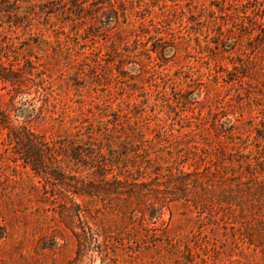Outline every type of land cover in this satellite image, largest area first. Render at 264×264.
<instances>
[{"label": "rangeland", "instance_id": "374dc122", "mask_svg": "<svg viewBox=\"0 0 264 264\" xmlns=\"http://www.w3.org/2000/svg\"><path fill=\"white\" fill-rule=\"evenodd\" d=\"M55 8L32 14L31 30L0 22V62L33 74L17 100L38 107L34 125L51 133L43 151L69 152L74 134L87 137L78 145L87 153L127 146L120 163L160 170L146 183L156 205L145 208L150 216L141 199L77 194L111 172L103 155L99 172L90 159L52 154L55 176L35 174L0 125V264H264V182L174 174L200 171L206 144L217 146L227 126L248 148L264 146V0H59ZM10 89L0 80L2 106Z\"/></svg>", "mask_w": 264, "mask_h": 264}, {"label": "trees", "instance_id": "16d2710c", "mask_svg": "<svg viewBox=\"0 0 264 264\" xmlns=\"http://www.w3.org/2000/svg\"><path fill=\"white\" fill-rule=\"evenodd\" d=\"M58 1L59 0H0V22L7 23L9 27H19L21 24H23L22 27L25 26L29 28L30 26L31 30L33 21L32 14L36 15L37 13H46L47 15H50V13H54V10L57 9L55 8V3H58ZM75 1L77 0H74V2ZM87 1L88 0H80L81 3ZM46 3H51L53 7H47L45 5ZM90 3L92 4V2ZM39 5H41L42 7L40 6L38 8V11L36 12L34 10V7ZM79 5H73L75 6V11L79 7ZM31 7L32 9H30ZM44 7H46V9ZM101 15L102 12H97L92 16L93 18H96L97 16L100 17ZM111 16H113V19L115 20L119 19L118 15L113 14ZM38 34L42 35L40 32H38ZM112 43L113 42L111 41L110 44ZM22 66L25 65H7L3 64V62H0V80L11 87V89L8 90V95L10 98L8 99L9 103H7V106H2L0 102V125L7 131V134L9 136L8 138L10 142L14 144V147H18L17 154L20 156L19 158H22L24 164L30 167V169L37 175L46 174L55 176L48 171V169L51 167L47 164L51 163L46 158L47 156H52V154L62 155L72 162L81 163L82 165H85L83 158H85V160L90 159L92 160V164H89V167L92 169L95 168V172H99L97 171L99 170V168L102 169L100 167V165L102 164L105 167H110L111 172L105 171L102 174L99 173L100 180H86L87 182L84 183L83 192H76L77 194H80V196L88 195L91 199H94L99 195L102 196L104 194L126 196L127 199L131 201L133 198L136 200L141 199L142 206L144 207L143 210H145L146 207L151 206L155 208L154 206L156 205V202H151V200L148 199L150 189L146 187V183L149 179H151L150 176L155 174L160 175V170L158 171L157 169V171L153 170L148 173L146 172L147 166L145 165L140 168V166H137L135 164L128 167V165L120 163V161L116 159H118V156H122L123 158L127 156V153L120 152L122 151V149H127V146L120 147L119 145H108V148L106 150L100 149L99 152L87 153L86 151H82L79 148L80 146H78L79 144L83 145V141L86 140L87 137L82 136V134H74L72 136V142L63 145L64 148H73L69 152L55 153L48 150L43 151L42 146H45L46 148L47 145L50 144L47 140H49V136L51 133H47L46 131L44 132L43 130H38L34 125V119H38L36 118L38 107L35 103H31V100L25 99H23L22 101H18V98L22 96L23 93H26L25 89H28L26 84L21 80L27 79L28 76H33L31 72H28L26 70H24V77L16 76V72L22 70ZM117 125L121 124H119L117 121L113 122L111 128H115ZM73 128L77 127L74 126ZM111 128L109 129V132H111ZM79 129L80 128H77L76 130ZM220 129L222 130V127ZM132 132L134 133V130ZM220 133L216 136L215 139L216 143H218L217 146L206 144L209 153L205 152L206 154H204L203 158L204 160H206V162L202 165L200 171L196 168L190 171L178 169L174 174L183 177L194 176L198 179H206V177H212L215 180L214 182L216 185L222 184L227 186L228 184H232L237 187H244V181L250 180V177L254 181V183L264 182V157H261L263 156L262 149H264V146L259 147L258 145H255V148H248L249 145L247 143H242L235 139L236 132L234 131V129H231L228 126L224 127L223 131H221ZM255 136L257 140L263 139L259 134H256ZM137 141H139V139L136 138L134 140L133 138L128 142H124H126L129 146L130 143L135 144V142ZM68 144L70 145L68 146ZM108 144H114L113 139L108 140ZM253 151L256 152L257 156H259L258 159L254 157H248V154H252ZM101 155H103V157H107V159L105 158L106 160H103L104 162L102 163L97 160L99 157H102ZM148 160H153V157L148 156ZM145 163L147 162L145 161ZM158 164L162 166V163ZM59 165L61 168V164ZM114 167H117V170H115ZM122 167H124V169H122ZM231 167H235L236 171L234 170L233 172ZM139 168L145 171L141 172L139 171ZM130 169H134V171L137 172V176L127 175L124 173H129ZM149 200L150 202H148ZM82 211L83 213L87 212L86 209H83ZM145 211L150 215L149 208H147ZM135 217L136 215L133 214V218Z\"/></svg>", "mask_w": 264, "mask_h": 264}]
</instances>
